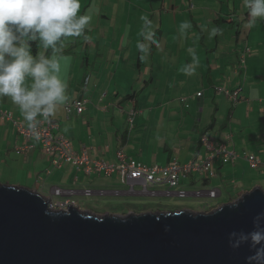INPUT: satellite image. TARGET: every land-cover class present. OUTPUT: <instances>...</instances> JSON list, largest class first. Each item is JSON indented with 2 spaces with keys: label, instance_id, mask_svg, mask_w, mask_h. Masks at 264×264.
I'll return each mask as SVG.
<instances>
[{
  "label": "crops",
  "instance_id": "crops-1",
  "mask_svg": "<svg viewBox=\"0 0 264 264\" xmlns=\"http://www.w3.org/2000/svg\"><path fill=\"white\" fill-rule=\"evenodd\" d=\"M172 2L175 17L160 14L161 30L153 24L159 47L150 46L143 59L137 48L143 23L140 17L135 23L132 17H89L81 65L65 52L64 43L60 76L67 84L68 101L52 117L57 124L53 133L63 135L77 157L93 162L91 167L97 162L118 165L119 152L126 160L146 166L186 164L207 156L200 142L207 134L215 145L224 144L240 155L229 164L216 162L213 178L195 174L181 182V188L190 193L218 191L217 201L201 198L203 207L198 212H208L260 187L257 180L244 177L250 183L242 176L250 168L245 154L256 156L262 162L257 170H264V22L246 27L248 16L243 0H235L233 10L226 0L218 1L220 8L226 2L227 8L220 14L228 13V17H217L205 6V17H178L175 9L186 4L183 0ZM189 10H196V6L192 3ZM170 18L173 22L170 27L167 23L164 31L163 19ZM185 21L192 27L181 31L179 25ZM213 26L220 33L209 39ZM113 32L117 40L108 43ZM104 50L109 55L106 69L99 63ZM243 50L247 52L244 65L239 57ZM32 51L36 55L35 43ZM193 53L198 64L195 73L187 75L183 69L192 64ZM85 65L90 73L85 72ZM168 71L166 79L158 77ZM218 89L238 91V102ZM75 102L84 103L82 114L74 108ZM69 107L71 112L67 111ZM0 110L12 116V121H6L0 115V170L15 173V180L24 188L46 197H53V190L60 189L67 194L55 198L56 202H74L85 210L86 199H93L97 205L104 197H139L130 194V186L122 183L117 172L108 176L96 171L87 173L86 164L78 168L71 162L56 167V155H47L39 141L25 139L20 133L19 127L27 128L26 122L10 98H0ZM117 114H121L125 126L117 121ZM123 185L127 189H120ZM151 190L158 193L155 197H165V187ZM222 195L225 196L219 200Z\"/></svg>",
  "mask_w": 264,
  "mask_h": 264
},
{
  "label": "water",
  "instance_id": "water-1",
  "mask_svg": "<svg viewBox=\"0 0 264 264\" xmlns=\"http://www.w3.org/2000/svg\"><path fill=\"white\" fill-rule=\"evenodd\" d=\"M261 229L260 187L211 212L99 216L0 184V264H264V241L241 240Z\"/></svg>",
  "mask_w": 264,
  "mask_h": 264
},
{
  "label": "clouds",
  "instance_id": "clouds-1",
  "mask_svg": "<svg viewBox=\"0 0 264 264\" xmlns=\"http://www.w3.org/2000/svg\"><path fill=\"white\" fill-rule=\"evenodd\" d=\"M243 2L248 16L246 27L264 22V0ZM80 7V0H0V98H10L17 106L36 141L40 140L41 121L54 117L68 101L67 84L60 76L61 50L67 38L88 39L85 27L90 18L79 14ZM140 19L143 23L137 48L143 59L150 46L159 47V42L152 21L146 15ZM191 27L188 21L179 25L181 31ZM219 33L220 29L213 26L209 39ZM33 43L38 49L36 55ZM192 61L183 69L187 75L194 74L198 64L194 53ZM241 240L253 244L264 241V229L242 235Z\"/></svg>",
  "mask_w": 264,
  "mask_h": 264
},
{
  "label": "built area",
  "instance_id": "built-area-1",
  "mask_svg": "<svg viewBox=\"0 0 264 264\" xmlns=\"http://www.w3.org/2000/svg\"><path fill=\"white\" fill-rule=\"evenodd\" d=\"M243 65L245 64L244 57L241 58ZM219 92H225L229 95L231 100L236 103L238 102V97L240 93L238 91L230 93L229 91H224L218 89ZM199 93L198 96H201ZM74 108L79 114H82L85 107L83 102H75ZM71 107L68 108V112H71ZM133 114V113H132ZM0 115L3 120L12 121L11 113L0 110ZM57 129L56 122L50 118L48 121H41L38 126V131L40 133L39 142L42 144L45 153L49 156L56 155L53 160V164L56 167H60L64 162L74 163L78 168L87 165L86 172L91 173L93 171L105 173V175H111L117 172L123 184L130 186V194H137V196H151L155 197L158 195L157 192L151 190L153 187H165L166 191L164 195L167 197L177 196L179 198H188L194 196L195 198L216 199L218 196V191L216 190H197L190 193L181 188V182L190 179L193 175H202L205 178L215 177L214 164L220 162L222 164H229L240 158V155L234 151L228 149L224 144L215 145L207 134H204L200 142L202 146L207 151V156L203 159H196L186 164H180L174 162L167 166H146L134 160H126L122 152L118 153L119 164L111 165L104 162L94 163L91 162L87 157L79 158L73 151L70 142L63 135H55L53 132ZM20 133L25 137V139L33 138V133L28 130V128H20ZM244 159L253 169H258L262 162L253 155H244ZM136 187L140 188V191H136ZM67 194L60 189L53 190V197H47L51 200V207L56 210L67 209L73 203L65 202L59 203L55 201V198H60ZM73 194V193H71ZM86 195H91L90 192H86Z\"/></svg>",
  "mask_w": 264,
  "mask_h": 264
},
{
  "label": "rangeland",
  "instance_id": "rangeland-1",
  "mask_svg": "<svg viewBox=\"0 0 264 264\" xmlns=\"http://www.w3.org/2000/svg\"><path fill=\"white\" fill-rule=\"evenodd\" d=\"M148 1V2H147ZM166 3L163 0H80V3H83L84 5L80 7V13L83 15V12H86V15L88 17H132V21L135 23L137 20V17H141L142 15H146L147 17L153 18L152 24H155L157 28H160V14H163L164 17H175L174 10L171 8V4H173L172 0H165ZM218 1L220 0H183L184 4H186L184 7L179 8L178 10V17H205L202 14L207 13L208 10H205V8H210L211 11H214L213 15L215 13L217 14V17H228V13L220 14V11L222 9H226L227 4L226 2L230 3L231 10L234 8V1L235 0H226V2L223 4L225 8H220ZM239 1V0H237ZM147 2V4H146ZM194 4L196 6V10H189V7L191 4ZM216 5V7H214ZM205 8L203 9V7ZM142 10L143 12H141ZM205 10V11H204ZM239 16V13H237ZM173 19L170 18L169 21L166 19H163V30L166 31L167 23L170 27L172 24ZM153 30H155V27L153 25ZM161 30V28H160ZM159 30V31H160ZM96 36V35H95ZM118 36L122 37V33L118 32ZM97 37V36H96ZM98 39V37H97ZM91 40V39H89ZM99 40V39H98ZM117 38L115 37V32L112 33V36H109L108 43L112 41H116ZM84 41L85 39L83 37L78 38H67L64 42L67 46L65 48L66 53H71L72 57L75 58V63L77 65H81L82 56L80 55L83 51L84 47ZM90 41H88V44ZM110 45L114 46L113 43ZM109 45V46H110ZM78 51V52H76ZM85 56V54H84ZM88 56V55H87ZM108 53L106 50L102 51L99 56V63L103 65V67L106 69L107 66V59H108ZM97 67V65H96ZM85 72L90 73V68H87V65L84 66ZM169 71L168 73H164L163 75L159 74V78L166 79L169 77ZM136 92L139 91V88L135 90ZM133 94V93H132ZM117 121L122 124V126H125V123H123V119L121 118V114H117ZM130 127V126H129ZM250 166V165H249ZM250 169V170H249ZM245 169V173L243 174L242 178H247L248 180H257L260 184V188L264 190V170H257L251 168ZM16 174L11 173L10 171H3L0 170V184L1 185H11L16 187H24L25 185L22 183H19L17 180H15ZM242 178L238 180V185L240 186L242 183ZM244 178V180H245ZM245 180L247 182L248 181ZM128 186V185H127ZM126 185H123L120 189H127ZM251 186V185H249ZM225 189L222 191L224 192ZM136 191H140L139 188H136ZM225 195H222V197L219 198L222 199ZM46 197V196H45ZM58 198V197H57ZM210 202L217 201L218 199H210ZM203 199L200 198H179L177 196H171V197H150V196H139V197H127V196H119V197H104L99 199L97 202V205L94 204L93 199H86L84 203L86 204L85 208L87 211L103 216V215H128L130 213H142L144 211H151L154 213L157 212H167L169 211H175V210H190L193 212H198L202 209V202ZM75 206L76 205H71ZM79 208V207H78ZM218 207H213L208 210V212H211V210H215ZM80 209V208H79ZM173 209V210H172ZM83 211H86L85 209H81ZM168 211V212H169Z\"/></svg>",
  "mask_w": 264,
  "mask_h": 264
},
{
  "label": "trees",
  "instance_id": "trees-1",
  "mask_svg": "<svg viewBox=\"0 0 264 264\" xmlns=\"http://www.w3.org/2000/svg\"><path fill=\"white\" fill-rule=\"evenodd\" d=\"M159 34H161V32H159ZM246 54H247V52H245V50H243L242 52L239 53L240 62H241V58H243V57H244V61L246 60V56H247Z\"/></svg>",
  "mask_w": 264,
  "mask_h": 264
}]
</instances>
